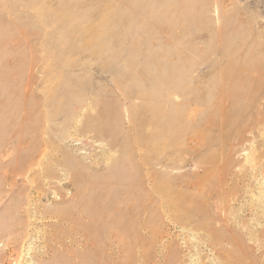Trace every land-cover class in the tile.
<instances>
[{
  "label": "rangeland",
  "instance_id": "374dc122",
  "mask_svg": "<svg viewBox=\"0 0 264 264\" xmlns=\"http://www.w3.org/2000/svg\"><path fill=\"white\" fill-rule=\"evenodd\" d=\"M0 264H264V0H0Z\"/></svg>",
  "mask_w": 264,
  "mask_h": 264
},
{
  "label": "bare ground",
  "instance_id": "6f19581e",
  "mask_svg": "<svg viewBox=\"0 0 264 264\" xmlns=\"http://www.w3.org/2000/svg\"><path fill=\"white\" fill-rule=\"evenodd\" d=\"M82 211V210H81Z\"/></svg>",
  "mask_w": 264,
  "mask_h": 264
}]
</instances>
